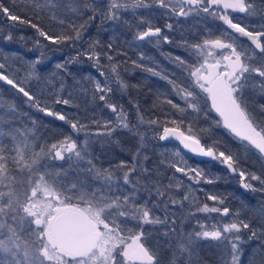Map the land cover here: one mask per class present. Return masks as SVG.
Here are the masks:
<instances>
[{
	"label": "snow or ice",
	"instance_id": "obj_1",
	"mask_svg": "<svg viewBox=\"0 0 264 264\" xmlns=\"http://www.w3.org/2000/svg\"><path fill=\"white\" fill-rule=\"evenodd\" d=\"M11 2L15 7L17 0ZM30 6L36 16L19 15L0 0V16L13 22L10 27H30L44 41L57 46L81 41L98 15L119 21L128 11L136 17L138 10H150L148 15L151 16L161 9L160 15L168 19L204 14L205 18L220 20L227 27L219 29V35L209 30V35L201 40L182 41L181 46L192 60L180 56L171 59L187 72L190 83L182 84L161 76L183 101V106L167 97L161 101L179 114V119L171 118L161 109L165 116L163 122L159 118L145 120L139 105L134 103L137 123L132 124L123 105L113 101L111 84H117L122 92L128 85L110 51H96L99 41H93L88 51L70 57L63 64L57 63V71L49 77H44L37 68L43 62L41 58L27 63L24 78L19 81L9 74L10 65L0 62V81L22 94L29 107L64 122L76 137L84 133L82 141L71 134L49 140L39 133L36 120H31V126L18 123L16 105L0 98V110H3L0 111V264H200L202 241H211V246L220 250V264H241L242 245L252 240H258L259 246L251 253L249 264H264V224L254 226L250 218L242 216L240 209L221 207L225 204L222 196L209 193L207 199L213 201L214 206L205 203L199 207L195 198H191V189L176 198L173 189L178 191L183 181H170L167 186L155 181L148 186L151 171L144 166L148 157L144 152L146 134L141 131L145 123L160 125L162 132L157 133L160 140L174 138L189 152L226 165L233 174H238L243 188L264 192V175L240 167L241 159L253 149L264 159V101L256 100L257 96L264 97V0H107L106 4L96 3V0H31ZM41 13L60 26L58 34H50L35 22ZM232 13L256 18L257 22L241 23L242 18ZM139 21L146 27L135 33V40L156 44L172 42L143 12H139ZM173 27L171 23L164 25L169 32ZM153 37L155 41L150 40ZM5 39L12 40L11 33ZM35 45L41 49L43 57L45 45L40 40H35ZM112 47L108 45L109 50ZM81 55L93 62L100 77H105L103 81L87 77L93 84L92 102L100 101L102 108L114 114V119H93L91 123L98 126L94 132L79 119H71L52 107L76 106L62 96L63 74L73 75L67 65L82 63ZM101 56L109 61L107 66L101 63ZM133 65L141 67L135 61ZM105 67L108 72L103 71ZM145 70L160 76L152 68ZM53 78L60 80L58 90L52 92L48 87L51 104L42 103L45 91L42 86L51 85ZM33 80L38 89L35 94L25 87ZM68 95L71 96V92ZM202 100L210 101L209 110L219 116L216 126L240 142L239 151L220 150L216 146L222 143L220 140L201 143L193 121L201 115L207 117ZM153 106H157L155 102ZM186 121L185 131L182 126ZM117 131H126L136 138L137 147L134 151L128 149L130 161L119 160L105 167L97 163L99 157L94 148L115 143L125 150L114 135ZM174 156L177 159L169 160L168 166L193 183L213 184L220 179L188 165L179 150ZM251 181L258 182L259 187ZM142 189L149 193L147 199L140 196ZM186 201L189 202L187 208ZM170 205L184 210L183 221L199 213L218 214L221 219L213 218L210 224L197 219L195 226L185 231L177 225L175 213H169ZM158 210L163 215H159ZM259 214L264 220V206Z\"/></svg>",
	"mask_w": 264,
	"mask_h": 264
},
{
	"label": "trees",
	"instance_id": "obj_2",
	"mask_svg": "<svg viewBox=\"0 0 264 264\" xmlns=\"http://www.w3.org/2000/svg\"><path fill=\"white\" fill-rule=\"evenodd\" d=\"M5 6L13 8L19 15H31L36 16L31 10V0H17V4L13 7L11 0H2ZM96 3H107V0H96ZM27 9V12L25 11ZM133 17L130 11L125 12L121 15L119 21H112L106 19L102 15H98L94 21L91 22L87 31L84 33V37L81 41L76 42L74 45L72 42H68L63 45H52L48 41H44L42 37H39L34 29L24 26L16 25L10 27L13 23L7 21L4 17L0 16V62L10 65L8 72L18 81L24 78L25 72L27 71V63L33 61L36 58L42 59V64L37 65L38 69L42 70L44 77L51 76V73L56 72L55 65L57 63L63 64L69 60L70 57H76L79 53H84L89 50V45L93 41H99L100 43L96 46L97 52H109L114 57L113 62L119 64V72L123 81L128 85L126 91L119 90V87L114 82L111 84L114 92L111 94L114 102H118L123 105L125 110L129 114V119L132 124L137 123L136 109L133 108V104L139 105L140 112L143 114L145 120L159 118L161 122L164 121V112L161 109L166 110L171 118L179 119V114L176 113L175 109L161 101L167 97L172 99L173 102L181 104L183 101L172 91V86L168 84L165 79L161 76H168L170 79H175L179 83H190L187 72H183L181 67L171 59L175 56H180L188 61L192 58L189 53L182 47V43L178 44L179 38H176L175 34L170 37L171 43L162 47H150V45H143L135 47L134 29L131 24ZM35 22L39 23L42 28L50 31V34H58L59 25L54 21L50 20L47 15L39 14V19ZM208 29H202L208 34L202 35L203 37L209 35ZM11 33L13 39L6 40L5 36ZM201 36V37H202ZM23 37V39H21ZM182 41H192V28L184 27ZM35 40H40L45 47L42 49L44 56L41 57V49L35 45ZM196 42V40H195ZM111 44L113 47L109 50L108 45ZM143 55V59H141ZM8 59L5 60L4 57ZM80 64H68L67 68L73 73L68 75L64 73L65 91L62 93L63 98H67L73 102L76 106L66 105H52L55 110H60L65 114L69 115L71 119H79L82 123L88 125L89 131H96L97 125L92 124L93 119L96 120H108L114 119V114L108 109L101 107V102H92L93 84L87 77H94L103 81L105 77L98 75L97 69L93 67V62L86 60L85 56L81 55ZM133 61L141 67H135ZM101 63L105 66L109 64L106 57L101 56ZM146 68H152L154 71L159 72L160 76L153 75L151 72L146 71ZM103 71L108 72V67H105ZM59 78H53L52 84L48 86H42L45 88L42 96V103L48 101L51 104L52 96L48 91V87H51L52 92H56L59 87ZM32 90L35 94L38 92L36 81H31L25 85ZM8 88L10 90H8ZM87 90V91H85ZM198 91V90H197ZM71 92V96L68 93ZM98 95V94H97ZM160 95V100H157V96ZM203 95V94H201ZM0 98L5 103H14L18 109L17 122L28 124L31 126V120H36L38 124L39 133L49 139L55 140L62 138L64 135H73L74 138L80 141L84 138L82 132L79 137L75 136L71 128L62 121L55 120L53 117H47L43 113L37 111L34 108L28 106L26 98L22 94L17 93L11 86L0 83ZM258 102L264 101V97H256ZM154 102L156 107H154ZM201 106L204 112L207 113V117L201 115L199 119L193 121V128L197 132L202 144H211L212 141L220 140L222 143L216 146L223 151H239L240 142L234 139L225 129L217 127L215 121L219 118L217 115L210 111L208 101L201 102ZM3 111V110H0ZM195 115V114H193ZM189 119H191L189 117ZM171 126V125H169ZM187 121L182 130L186 131ZM201 129H208V131H201ZM141 131L146 134L144 152L148 159L144 161V166L151 171V176L148 180V186L155 181H159L162 185L163 180L157 178L155 174L167 175L171 173V167L165 163H161L157 150L159 146H162L164 140H160L157 133L162 132V126L160 125H148L147 123L141 125ZM116 138L119 140L120 145L125 150H121V147L113 143L106 145L101 148L96 145L94 148L95 154L99 157L97 163L103 164L105 167L110 164H115L119 160H131V153L137 147L136 138L130 137L126 131H117L114 133ZM243 156V154H242ZM200 168L203 169L205 175H211L212 177H219L220 179L213 184H209L208 187L203 186V194H210L222 196L225 199L224 206L230 209H240L242 216L250 218L254 226L260 227L264 224V220L260 217V210L264 206V192H252L247 190L244 192L238 182L240 180L238 174L231 175L229 171L220 165L216 160H201L198 161ZM240 167L249 172H255L258 175H264V159H261L259 154L255 150H251L247 157L242 158L240 161ZM144 182L142 181V184ZM253 185L259 187L258 182L251 181ZM143 195L149 193L141 190ZM177 192V191H176ZM208 193V194H209ZM176 198H179L176 196ZM177 209V213L173 207L169 206V213H175L177 225L182 227L183 221L182 209L179 206H174ZM159 215H163L162 211L158 210ZM259 246L258 240H252L246 244V249L243 250L241 257V264H249V258L251 253L257 250ZM204 248H211L202 246L199 249L200 257L208 259L207 262L212 263L214 255L210 253L207 255V250ZM211 252V251H210Z\"/></svg>",
	"mask_w": 264,
	"mask_h": 264
},
{
	"label": "rangeland",
	"instance_id": "obj_3",
	"mask_svg": "<svg viewBox=\"0 0 264 264\" xmlns=\"http://www.w3.org/2000/svg\"><path fill=\"white\" fill-rule=\"evenodd\" d=\"M192 16H194V15H192ZM192 16H189L187 18H184L183 17V18H184V20H186V19L189 20V18H191ZM201 16H202L201 18H203L204 21L207 20V21H212V22H215V23L216 22L219 23V20L213 19L212 17L205 18L204 14L201 15ZM237 17L238 18H242V19H240L242 21L243 20H246L245 21L246 23L255 24L257 22L256 21V18H246V17H244V14L237 15ZM213 27L216 28L217 25L214 24L211 28H213ZM253 29H255V28H253ZM192 31H193V29H192ZM8 90H10V89L8 88ZM176 150H179L181 152V155H183L185 157V159L187 160L188 165H191L193 167H199L200 168V164H198V161H196L193 158H191L190 156L184 154L180 150V148L178 147V145L176 143H174L171 139L164 140L163 145L162 146H159V149L157 150V154L159 155V160L160 161H164V163L166 165H168V161L169 160H175V159H177L174 156V152ZM217 162L220 163L219 161H217ZM155 176L157 178H161L163 180V184L165 186H167L170 181L172 183H177L179 181H183V186L178 191L175 190V189H173V192L175 193V196L180 197L181 195L186 194L189 191V189H191V198H195V200H196V207H199V206H201V205H203L205 203H207L209 206H214V202L207 199V195H208L209 192H207V194L206 193L203 194L202 193L203 191L200 190V189H203V186L204 185L206 187H208L209 184H205V183H203V181H201L200 184H195V183H193V181L188 180V178L186 176H183L181 173H176L174 168L171 169V173L170 174H167V175H165V174L164 175H162V174H157L156 175L155 174ZM239 182H240V180H239ZM140 196L143 197L144 199H147V197H144V195L142 194V191L140 193ZM188 206H189V202L186 201L185 202V208H187ZM170 207H173V209H175V212L177 213V209L174 208V206H171L170 205ZM182 212L183 213H182V215H180V217L183 218L184 210H182ZM213 218L215 220H217V221L221 219V217H219L218 214H210V216H206V214L199 213V214H197L196 217H193L191 220L185 221L187 223L182 222L181 224H182L183 229L185 231H190L195 226L197 219H200L201 221H204L205 223H209L210 224V223L213 222ZM223 219L226 220L228 218H223ZM248 243H246V244H248ZM212 244H213V242H211V241H202L201 242V245L202 246L211 247V248H205V249L208 251L207 252L208 257L210 255V253L213 252L212 254L214 255V257H213L214 259H213L212 263L207 262L208 259H206L204 257H202V260H201L200 253H199L200 264H220L221 252L217 248L212 247L211 246ZM246 244H243L242 245L243 250L246 249V247H245Z\"/></svg>",
	"mask_w": 264,
	"mask_h": 264
},
{
	"label": "flooded vegetation",
	"instance_id": "obj_4",
	"mask_svg": "<svg viewBox=\"0 0 264 264\" xmlns=\"http://www.w3.org/2000/svg\"><path fill=\"white\" fill-rule=\"evenodd\" d=\"M148 11H150V10H138V14H137L136 17H134L133 16V13L130 11L131 16L133 17V21H132L131 24L133 25L134 35H135V33L138 30H142V29H144L146 27L145 24H141L140 21H139V12H143L145 18L148 19V20H151V22H152V24L154 26L161 27L163 29V34L164 35H167L170 38L172 35L175 34L176 38L181 39V40H178V44L179 43L180 44L182 43V38H183L182 36H183V29H184V27H191L193 29V31H192V37H193L192 38V41L193 42H195V40L196 41H198L199 39L201 40L203 38L202 35L208 34L205 31H202L201 32L202 29H205L206 28L208 30H211V34H213V35H219L220 33H219L218 30L227 27L220 20H219V23H217V22L215 23V22L207 21V20L204 21V19L201 18L202 17L201 15H203V14L198 15V16L197 15H194L191 18H189V20H187V19L184 20L183 17H180V18L172 17L171 19H168L167 16H161L160 13L163 11L161 9L155 10V13L153 15H151V16L148 15ZM232 15L235 16V17H237V15H242V14L241 13H232ZM245 21L246 20H243V21L242 20H239V22H241V23H246ZM165 23H171V24H173V26H174L173 27V30L169 32L166 28H164ZM214 24L217 25L218 28L217 27L216 28H214V27L211 28ZM253 30L254 31H258L259 29L258 28H255ZM228 31L231 32V29H228ZM155 39L156 38H154V37L153 38H150V40H152V41H155ZM241 39L246 40V38H241ZM167 44H169V43H164L163 41H161L160 44H156L154 42H149V40H145V41H137V40H135L134 46L137 48V47H140V46H143V45H150V47H155L154 49H156L158 47L160 48V47H162L164 45H167ZM220 165L223 166L221 163H220ZM224 168H226L229 171V173L231 174L230 170L227 167H224ZM231 175H234V174H231ZM238 184H239L240 188L242 189L241 182H238ZM243 191L246 192L247 189L246 190H243ZM144 197H147L148 198V195H144ZM220 206L221 207H224V205H220ZM202 251H206L205 248Z\"/></svg>",
	"mask_w": 264,
	"mask_h": 264
},
{
	"label": "water",
	"instance_id": "obj_5",
	"mask_svg": "<svg viewBox=\"0 0 264 264\" xmlns=\"http://www.w3.org/2000/svg\"><path fill=\"white\" fill-rule=\"evenodd\" d=\"M0 83H2V84H4L2 81H0ZM208 103H209V106H210V101H208ZM214 112V111H213ZM215 113V112H214ZM216 114V113H215ZM217 115V114H216ZM217 117L219 118V116L217 115ZM220 119V118H219ZM169 139H171L174 143H176L177 145H178V147L180 148V150L184 153V154H186V155H188V156H190L191 158H193L194 160H196V161H201V160H207V159H210V158H208V157H203V156H197V155H195L194 153H191V152H189L187 149H184L183 148V146L179 143V141L178 140H175L174 138H169ZM224 167H227L226 165H224V164H222ZM231 172V171H230ZM231 174H233L232 172H231ZM242 187V186H241ZM242 189L243 190H246L245 188H243L242 187Z\"/></svg>",
	"mask_w": 264,
	"mask_h": 264
}]
</instances>
